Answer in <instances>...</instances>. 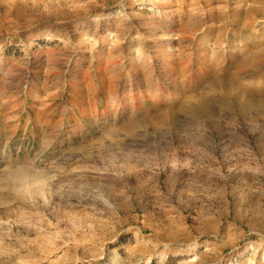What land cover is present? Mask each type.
Masks as SVG:
<instances>
[{"label": "rangeland", "instance_id": "1", "mask_svg": "<svg viewBox=\"0 0 264 264\" xmlns=\"http://www.w3.org/2000/svg\"><path fill=\"white\" fill-rule=\"evenodd\" d=\"M0 264H264V0H0Z\"/></svg>", "mask_w": 264, "mask_h": 264}, {"label": "bare ground", "instance_id": "2", "mask_svg": "<svg viewBox=\"0 0 264 264\" xmlns=\"http://www.w3.org/2000/svg\"><path fill=\"white\" fill-rule=\"evenodd\" d=\"M25 172H26V171H25ZM14 173H15V172H14ZM29 173H30V172H29ZM12 174H13V173H12ZM26 174H27V172H26ZM32 175H33V177H34V174H32ZM17 176H18V175H17ZM29 176H30V175H29ZM29 176H28V174H27V177H29ZM23 177H25V176H23ZM30 177H31V176H30ZM37 177H38V176H37ZM11 178H12V176H11ZM13 178H14V177H13ZM13 178H12V179H13ZM18 178H19V177H18ZM12 179H11V180H12ZM29 179H30V178H29ZM29 179H28V180H29ZM36 179H37V178H36ZM16 181H17V180H16ZM23 181H24V179H23ZM31 181H32V179H31ZM14 182H15V178H14ZM18 182H19V181H18ZM28 182H29V181H28ZM34 182H35V181H34ZM21 183H22V181L20 182V184H21ZM26 184H27V183H26ZM27 185H28V184H27ZM24 186H25V185H24Z\"/></svg>", "mask_w": 264, "mask_h": 264}]
</instances>
